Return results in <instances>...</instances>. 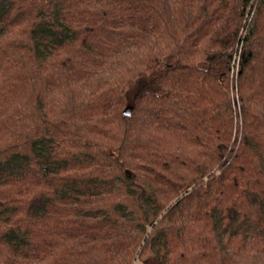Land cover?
<instances>
[{"label": "trees", "instance_id": "trees-1", "mask_svg": "<svg viewBox=\"0 0 264 264\" xmlns=\"http://www.w3.org/2000/svg\"><path fill=\"white\" fill-rule=\"evenodd\" d=\"M0 264H264V0H0Z\"/></svg>", "mask_w": 264, "mask_h": 264}, {"label": "rangeland", "instance_id": "rangeland-1", "mask_svg": "<svg viewBox=\"0 0 264 264\" xmlns=\"http://www.w3.org/2000/svg\"><path fill=\"white\" fill-rule=\"evenodd\" d=\"M156 75H157L156 72H151V73H147L144 77L137 79L134 82V84L129 88L128 91L129 100L131 101L136 95V93L143 90L144 88H153Z\"/></svg>", "mask_w": 264, "mask_h": 264}, {"label": "water", "instance_id": "water-1", "mask_svg": "<svg viewBox=\"0 0 264 264\" xmlns=\"http://www.w3.org/2000/svg\"><path fill=\"white\" fill-rule=\"evenodd\" d=\"M126 114H130L131 113V107H127V109L125 110Z\"/></svg>", "mask_w": 264, "mask_h": 264}]
</instances>
